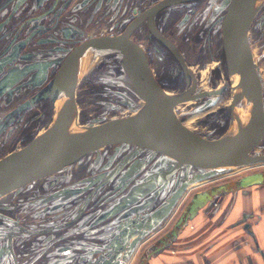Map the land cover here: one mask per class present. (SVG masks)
<instances>
[{
    "label": "rangeland",
    "instance_id": "1",
    "mask_svg": "<svg viewBox=\"0 0 264 264\" xmlns=\"http://www.w3.org/2000/svg\"><path fill=\"white\" fill-rule=\"evenodd\" d=\"M156 1L65 0V8L72 5L78 8L77 13H74L75 15L73 16L74 19H79V22L65 26V28L67 27V32L64 36L65 42L69 44V47L65 48V50L68 51L74 45L92 36L121 33L131 15L128 9H141L151 6ZM207 2L201 4L203 9H205ZM262 4L259 8H256L253 14L255 17L250 28V42L254 50L257 68L260 72L264 88V2ZM202 8L195 11L194 14L192 12L190 16L188 15L191 17L189 18L190 20L186 21L182 19L178 25L172 22L174 19L168 18L169 23L166 26V30L167 33L172 34L175 40L180 43L179 45L187 55L186 58L191 61L193 71L197 75L200 74V70L201 75L204 69L208 68L210 70L207 82L209 92L201 97L196 96L202 80V77H198V82L195 83L197 86L194 98H198L199 100L179 103L175 109L176 114L183 123L195 132L206 138H216L222 133H226L230 126L231 82L226 78H222L216 82L215 87H212L209 82L211 74L214 73L213 67L219 64V59L214 56L218 57L221 54L219 49L222 47V36L221 31L218 30L219 32L213 35V46L207 44V27L210 24V17H212L213 12L209 16V12L206 14L204 10L201 11ZM72 9L74 8L71 7L70 10ZM224 13L225 11H222L220 16L216 17L215 23L221 22L222 18L220 17ZM201 18L203 19L201 20ZM200 22L202 23L201 26H203L201 30L197 27ZM24 35L19 37V39L24 38ZM140 35L144 39L143 44L145 46L148 40L144 29L137 33L136 39H139ZM94 54L88 56L89 58L91 57L89 59L91 61L89 62L93 64L79 78L76 87V101L79 106L77 114L80 124L102 123L115 118L151 113L150 109L134 90L136 86H134L131 78V72L140 75L135 60L130 55L119 50L103 49L94 51ZM150 59L153 60L152 55ZM168 66L169 63L166 70L161 72L163 64L153 60L154 72L160 79L165 75H172V73L167 71L170 70ZM171 67L174 71L179 72V68L175 62L171 64ZM191 81V78L185 75V86L181 89L170 90L169 92H184L190 86ZM202 98L207 100H203ZM32 105L33 110H30L29 113L23 109L21 111L22 115L20 113L14 115L15 117L21 116L20 122L16 126V128L18 127L17 130H13L15 129L13 127H7L4 129L5 132L2 133V129H0V158L16 148L26 145L34 137L43 136L46 132L47 127L51 123L52 111L49 109L46 112H41L39 104L35 105V103H32ZM6 132L10 134L6 136ZM135 149V146L124 144L92 149L85 152L84 155L70 163V165L65 166L60 172L36 180L33 183L31 182V184L19 189V191L16 190L0 197V244L6 248V253L3 259L0 260V264H58L60 258H64L65 256V232L69 230V226H73L70 230H77L79 224L83 226L85 222L87 223L91 220L96 222L116 202L132 196L130 192L128 195L122 194L119 198L112 200L110 196L107 197L108 192L119 184L123 173L132 166L133 160L136 159L138 162L148 163L146 168H141L142 165L138 163L139 168L133 173L134 182L140 183L145 178L144 175L152 170L156 161L163 158V155H155L151 151H136ZM135 151L137 154L134 155V159L128 163L129 165L126 169L118 174L117 169L121 166L122 162ZM257 151H264V139L254 149V152ZM162 163L163 167H166L167 163ZM74 166L77 169H74ZM107 166L111 167L107 169ZM74 171L77 172L76 175L66 176ZM101 172L106 173L109 176V180H105L100 184L98 183L94 189L82 192L83 186ZM256 172H264V163L239 167L233 166L226 168V170L210 171L208 178L189 187L190 189L187 190L174 212L171 213L163 225L168 221H170V225L172 224L187 200L195 192L228 181H238L242 177ZM253 186L256 188L260 184ZM251 187L241 188L239 186V188H236L239 189L238 192L240 193V191ZM151 188L146 187L145 190L141 189L142 191L137 195L144 196L140 199L143 200L140 201L141 204L149 198L148 195L152 193ZM141 192H144V195ZM229 194L232 195L231 193H227L226 195L229 196ZM65 196L69 198L65 199ZM228 196L226 197L224 194L223 198H219L220 208L218 211L205 213L208 225L205 226V230L203 229L197 241L199 238H208L198 248L204 247L206 242H213L216 246L220 244V241L216 239V233L221 228H223L225 234H230L226 221L228 218L227 210L231 206L233 197ZM105 200L110 201L106 202ZM137 200L135 199L134 202L128 203L125 211L114 216L113 219H109V223L112 224L120 215L124 216L130 212V209L139 206L140 203ZM162 200H164L162 196L156 198L153 201L154 204H152L153 208L162 203ZM80 212H83L84 215H82V221L79 222L75 217ZM106 221L102 223L107 225ZM65 225L68 226L66 229ZM228 237L231 239L226 240V242L224 241L225 246L230 244L232 247V240H234L235 235L231 232ZM145 240L142 241L143 248L148 243ZM197 241L186 240L185 244H192ZM139 253L136 260L132 263H130V260L128 264H136L140 256ZM98 257L97 255L92 259L96 260ZM92 259L86 260L85 264H89V261ZM61 264H65V261Z\"/></svg>",
    "mask_w": 264,
    "mask_h": 264
},
{
    "label": "water",
    "instance_id": "2",
    "mask_svg": "<svg viewBox=\"0 0 264 264\" xmlns=\"http://www.w3.org/2000/svg\"><path fill=\"white\" fill-rule=\"evenodd\" d=\"M191 1L197 0H159L135 16L123 32L92 36L69 49V53L61 62L57 74L48 83L46 90L40 95L30 97L21 105L34 103L41 98L49 99L52 116L46 132L43 136L34 137L26 145L16 148L0 158V197H2L7 193L19 191L31 182L60 172L85 152L95 148L124 144L135 146L136 151L146 150L155 155H163V158L157 160L153 165L152 170L144 175L145 178L140 183L134 182L133 173L139 168V164L142 165L141 168H146L148 163L133 160L134 155L137 154L136 151L125 159L117 169V173L120 174L133 160L132 166L123 173L121 181L108 192L107 197L110 196L112 200L119 198L122 194L128 195L130 192L132 196L116 202L96 222L113 219L114 216L125 211L128 203L134 202L138 197L139 201L137 200V202L143 201L140 199L144 196L137 195L146 187H152V193L142 204L140 203L139 206L130 209L128 214L120 215L112 222L115 224L113 229L116 230L112 242H109L104 254L99 255L96 260H90L89 264H128L133 254L143 243L142 241L161 227L174 212L180 200L190 189L189 187L208 178L211 169L264 163V151L254 152V149L264 139V88L250 42V28L255 17L251 16L254 0H211V2L218 1L215 10L219 14L221 11H225L220 17L222 20L218 29L221 31V44L226 56L231 92L238 91L240 95L246 97L249 107L253 108L250 125L246 131L234 137H226V134L222 133L216 138H206L177 118L173 112L174 106L185 97L195 96L197 86L195 75L189 71L192 76L190 86L184 92L171 93L170 97V92L158 85L144 48L132 39L131 33L139 28L144 21H148L151 33L156 34L168 44L167 46L171 48L188 71L178 48L159 33L153 19L164 8ZM29 37L20 40L28 41L31 39ZM88 49L93 51L119 50L135 60L140 75L131 72V78L142 99L151 105V113L115 118L99 124L81 125L78 123L79 106L76 101L78 81L73 78L72 74L76 69L78 57ZM236 76H238V80L235 81ZM3 89L2 87L0 90V97ZM62 97H67L71 102L68 113L71 124L82 129V132L69 141L55 138L51 133L55 101ZM32 98L33 100H31ZM231 112L232 109L230 110V120H232ZM161 134H165L169 138L170 145L157 143L154 140V136ZM162 162L167 163L166 167H163ZM110 167L107 166V169ZM108 177L106 173L97 174L85 184L82 192L94 189L98 183L105 180L108 181ZM263 183L264 172H256L242 177L233 186L244 188ZM223 188H226V185L198 193L191 200L188 212L183 213L175 227H180L187 219L193 218L197 214L196 212ZM141 193L144 195V192ZM159 196H162L164 200L153 208V201ZM105 201L109 202L110 200ZM175 233L176 231H174ZM4 248L0 247V254L6 250ZM99 251L94 250L92 253L95 254Z\"/></svg>",
    "mask_w": 264,
    "mask_h": 264
},
{
    "label": "flooded vegetation",
    "instance_id": "3",
    "mask_svg": "<svg viewBox=\"0 0 264 264\" xmlns=\"http://www.w3.org/2000/svg\"><path fill=\"white\" fill-rule=\"evenodd\" d=\"M207 1L208 0H197V1L185 2V3L169 6L167 8L160 10L153 19L155 23V27L157 28L159 33H161L164 37L168 39V41H171L173 45H175L178 48L181 58H183V61L186 64L188 71L184 68L182 62L180 61L179 58H177V56L171 50V48L167 46L168 44L165 41H163L161 38L156 36V34L151 33L152 31L149 28L148 21H144L139 26V28H137L136 30H134L133 33H131L132 39L138 42L141 45V47L144 48L146 55L148 57L147 59L149 60L150 66L152 68V72L158 82V85H160L167 91L183 88V86H185V75L191 78L192 76L189 73V71H191L193 75H195L197 82H198V77L199 78L202 77V80L200 82L201 86L198 88L197 94L206 95V93L209 92L207 82H208L210 70L208 68L204 69V71H202L203 72L202 75L200 70L199 71L200 74L197 75V73L193 71V68L191 66L192 63H190L191 61L188 58H186L187 55L179 45L180 43H178L177 40H175L172 34L167 33L166 30V26L169 23L168 18H171V20L174 19L172 22L175 25H178L182 19H185L186 21L190 20L189 18L191 17L189 16L192 15L191 13L193 12L194 14L195 11L201 9L202 8L201 4ZM148 7H144L141 9H132V10L128 9L129 14L131 13V15L129 17V20H127L128 22L124 30L127 28L131 20H133L135 16H137L141 12H144ZM69 9L70 7L65 8V0H24L23 2L21 0H0V41H2V45L0 44L1 89L2 87L4 88L3 90L7 89L8 84L14 78L16 80L18 78L25 80L30 79L31 81L35 80L34 82L37 84L38 87L32 89V93H31L32 96L40 95L44 92V90H46L48 83L54 78V75L57 74L61 62L70 51V50L68 51L65 50V48L69 47V44H67V42H65L64 39L62 38L60 39V37H57V33L53 32V30L59 31L65 28V24L62 25L59 23L62 17L65 16V13ZM203 10L204 9L202 8L201 11ZM17 14L22 15V17H20L18 20H16L13 23V19ZM215 22L210 23L209 26L207 27V33H208L207 44H209L210 46H213L212 44L213 42L212 39L214 38L213 35L219 32L218 26L220 24V21H218L217 23ZM201 25L202 23L201 24L199 23V25H197L199 30H201L203 27ZM145 27L147 31L145 30ZM143 29L147 34L146 37L148 40L145 46L143 44L144 39H142V35H140L139 39H136L137 37H135L137 36V33H139L140 30L143 31ZM42 33H51V34L50 36L47 35L48 37L46 38V40H44V38L42 39L40 38V35H42ZM23 34H25L24 38L30 36L29 38L31 39H29L28 41H21L19 37H22ZM219 51L221 54L218 57L214 56L217 59H219V64L218 65L216 64L217 66L215 65L216 68H214L215 66L213 67L214 73L211 74L209 79L210 80L209 82L212 87H215L217 84L216 82L221 80L222 78H226L227 80L230 79L223 46L221 47V49H219ZM150 54L152 55L153 60H155V62L157 61L163 64L161 72L166 70V67L169 63L168 69L170 68V70L167 71L172 73V75L171 74L167 76L165 75L163 76V78L160 79L158 75L154 72L153 60L150 59L151 58ZM174 62L178 66L179 72L174 71L173 68L171 67V64ZM203 85H205V87H203ZM21 86H22V82L20 86H16V87H21ZM32 86L33 85H31V88ZM203 100H207V99H203ZM48 101H49L48 98L47 99L41 98L39 99V101H36L34 103L35 105L39 104L38 106H40L41 112H46L49 110V105H50ZM33 105L32 103H27L24 104V106H21L20 108L16 107L15 109L18 108L19 109L18 113L22 115L21 111H23V109H25L29 113L30 110H33ZM7 117L8 119L6 120V115L3 116L0 115V129H2V133L5 132L4 129H6L9 125L11 126V128L12 127L16 128L17 124L20 122L21 119V116L19 115L16 117L14 116L13 118H11L10 116ZM235 182L237 181L232 180L219 185H213L210 188H206L202 191H197L194 194H192L190 198L187 200L181 212L179 213L178 217L175 218V220L172 222L171 225H170V221L166 222V224L163 225V227H160L159 230H157L153 235H151L147 240H145L148 243L145 245L142 252L143 251L146 252L145 254L147 256V253L151 254L153 252L164 250L166 248L173 250L175 248L174 242L180 239V237H184L185 239L191 238L193 234L201 230L204 227V225L207 224L208 219L205 217V213L208 212L212 213L218 211V209L220 208L219 198H221L224 194L227 193H231L233 195L235 194V192L239 190L235 186H233ZM223 185H226V188H223L217 195H214L212 199L208 200L198 210V212H196L197 214L193 218L187 219V221L182 226L175 227L177 222L183 216V213L188 212V209L192 202L191 200L198 193L211 191L213 190V188L215 189L218 186H223ZM231 209H232V205L227 210L228 214L230 213L229 211ZM199 215H203V216L198 217ZM229 225H230L229 229L231 230L239 229L240 231H244L252 234V237H254V232L252 228L253 224H251V222L248 221L247 216L240 217L239 219H237L233 223H230ZM174 231H176L175 234ZM207 238L208 237L204 239L199 238L198 241L197 238H193L191 240H195L197 242L192 244L184 243L182 247L184 249H188L190 247L196 248L198 246H201L203 242L207 241ZM248 245H250V247L253 246L254 248V244L248 243ZM214 246L215 243L206 242V245H204V247L201 250H199V252H201L202 264H213L212 258L210 257V255H208L209 253L208 251H210L211 248H213ZM227 247L231 248L230 251H232L235 254L238 260L242 257V247H243L242 239L239 240V238H235L234 240H232V247L230 246V244H228ZM258 248L259 247H256L255 249L258 250Z\"/></svg>",
    "mask_w": 264,
    "mask_h": 264
},
{
    "label": "crops",
    "instance_id": "4",
    "mask_svg": "<svg viewBox=\"0 0 264 264\" xmlns=\"http://www.w3.org/2000/svg\"><path fill=\"white\" fill-rule=\"evenodd\" d=\"M218 2V1H217ZM216 1L211 2L208 0V2L205 4V13L207 14L209 12V16L212 13V17H210V23L216 21V17L220 16L219 13L215 10V7L218 4ZM82 5V4H81ZM80 5V6H81ZM25 7V6H24ZM71 7L74 9L70 10ZM68 12L65 14V16L62 17L59 24H62L65 26H69L70 24L73 25L74 23L79 22V19H74L75 15L74 13H77V7L75 8L74 5H72ZM72 11V12H71ZM74 11V12H73ZM71 13V14H70ZM222 13V12H221ZM220 13V14H221ZM23 15V13H22ZM22 15L17 14L15 18L13 19V23L18 20ZM207 16V15H206ZM203 18H201L202 20ZM203 23V21H201ZM200 22V23H201ZM69 24V25H68ZM54 33H57V37H62V39L65 40V33L67 32V27L63 28V30H53ZM51 33H42L40 35V38H46L47 35L50 36ZM0 44L2 45V41H0ZM19 77V76H18ZM35 80H25V79H18L14 78L7 86V89L2 90L3 93L1 95L0 99V115H6L12 114V116L16 115L19 110L16 107H20L23 102H26L30 97H32V89L38 87L37 84L34 82ZM22 82L21 87L20 86ZM33 82V83H32ZM31 85L32 88H31ZM31 89V90H30ZM59 110V109H58ZM57 110V111H58ZM57 113V112H56ZM11 116V118H13ZM10 126V125H9ZM8 126V127H9ZM11 128V126H10ZM17 128L13 130H17ZM7 133V132H6ZM10 133H7L9 135ZM4 141V140H3ZM77 169V167L74 166V169ZM76 171L73 173H69L66 176H73L76 175ZM85 186H83L84 190ZM89 191V190H86ZM227 197L228 195L225 194ZM230 197H233L232 199V209L229 211L227 218V225L229 229V224L233 223L237 219L243 216H247L248 221L253 224V232L254 237H252V234L240 231L238 230H231L229 229V232H231L235 235V238H239V240L242 239L243 247H242V257L238 260L235 256V254L230 251V247L228 248L227 245L225 246L224 241L231 239L228 237V233L223 232V228L219 229L216 233L218 239L220 241V244L217 246L215 245L213 248H211L210 251H208V255L212 258L213 264H264V183L260 184L258 187H254L252 185L251 188H248L247 190L240 191V193L237 191L235 194L230 195ZM228 196V197H229ZM224 195L221 197L223 198ZM69 197L65 196V199ZM219 210V209H218ZM82 215L83 212H80L77 217V221H82ZM202 217L203 215H199L198 217ZM95 219V217H94ZM198 219V218H197ZM97 221V220H96ZM104 222V221H103ZM107 225H105L102 222H95V221H88L85 222L83 226L79 224V227L76 229L70 230L72 227H68L65 225V229L68 227L69 232H65V256L64 258H60L58 261V264L65 261V264H85L86 260L92 259L96 257L97 255L104 254L107 249V246L109 242H112L116 230H114V225L109 223V221H106ZM208 225V224H206ZM197 231L195 234L191 236V238L185 239L184 237H180L177 241L174 242L175 248L172 249H164L157 252H153L151 254L146 252H141L143 250V244H141L137 251L133 254V257L131 258V262L136 260L137 254L139 253V258L137 259L136 264H202L201 262V250L203 246L200 248L196 247H190L188 249H184L182 245L185 243V241H191L193 238H198L203 229L205 230V226ZM163 227V225L161 226ZM160 227L157 229L159 230ZM156 230V231H157ZM155 231V232H156ZM68 232V233H67ZM154 232V233H155ZM153 233V234H154ZM150 236V235H149ZM148 236V237H149ZM147 237V238H148ZM233 237V236H232ZM1 242V241H0ZM250 244H254L250 247ZM1 245V244H0ZM1 248H4L5 246L1 245ZM256 247H259L258 250L255 249ZM179 248V249H178ZM6 248H4L5 250ZM178 249V250H177ZM94 250H100L98 253H92ZM6 253V250L1 252L0 254V260L3 259L4 254Z\"/></svg>",
    "mask_w": 264,
    "mask_h": 264
},
{
    "label": "bare ground",
    "instance_id": "5",
    "mask_svg": "<svg viewBox=\"0 0 264 264\" xmlns=\"http://www.w3.org/2000/svg\"><path fill=\"white\" fill-rule=\"evenodd\" d=\"M262 1L264 2V0H254V2H252L253 3L252 15L254 14L256 8H259L261 5H263ZM90 54L95 55L93 50L88 49V50L83 51L81 55L78 57L76 61L77 62L76 69L72 74L73 78L76 81H78L79 78L82 76V74L85 73L86 70L93 64L89 62L91 61L89 60L91 57L90 58L88 57ZM236 80H238V76H236L235 81ZM134 90L137 93V95L141 97L140 99H142V96L139 94L137 89H134ZM170 95L171 94H169V96ZM202 95L203 94L201 95L197 94L196 96L201 97ZM231 95L232 96H231V107L230 108L232 109V113H231L232 120H230L231 121L230 127L227 133H225L226 137H234V136H237V134L246 131V129L250 125V122H251L250 119L252 118V114H253V108L249 107L246 97L240 95L238 91L233 92ZM197 99L198 98H194L191 96L181 99L174 106V109H173L174 115L178 118L175 109L179 103L186 102V101H193ZM142 100L144 101L146 106L151 111L152 110L151 105L148 102H146L144 99ZM55 102H56L55 103V114H53L55 119L52 122L51 133L52 135L55 136V138L69 141V139L76 137L80 132H82V129L76 127L70 122V119H69L70 115H68V113L70 112L71 102L69 101V99L67 97H62V98H59ZM78 112H79V109H78ZM78 123L80 124L79 121ZM154 140L157 143H161V144H167V145L171 144V141L169 140L167 136H165V134L154 136ZM226 168H230V167H226ZM220 169H225V168H214L213 170H220ZM213 170L211 169V171Z\"/></svg>",
    "mask_w": 264,
    "mask_h": 264
},
{
    "label": "trees",
    "instance_id": "6",
    "mask_svg": "<svg viewBox=\"0 0 264 264\" xmlns=\"http://www.w3.org/2000/svg\"><path fill=\"white\" fill-rule=\"evenodd\" d=\"M227 121V120H226ZM228 122V121H227Z\"/></svg>",
    "mask_w": 264,
    "mask_h": 264
}]
</instances>
